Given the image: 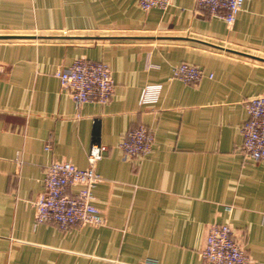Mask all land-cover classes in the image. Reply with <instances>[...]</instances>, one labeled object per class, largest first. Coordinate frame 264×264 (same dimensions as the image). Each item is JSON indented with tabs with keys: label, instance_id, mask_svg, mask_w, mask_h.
<instances>
[{
	"label": "crops",
	"instance_id": "crops-1",
	"mask_svg": "<svg viewBox=\"0 0 264 264\" xmlns=\"http://www.w3.org/2000/svg\"><path fill=\"white\" fill-rule=\"evenodd\" d=\"M0 34L30 36L0 39V264H207L215 222L264 264V161L241 153L245 101L264 94V60L250 56L264 58V0H245L231 25L196 0H0ZM81 56L109 64V102L77 107L61 86L55 71ZM181 62L202 79L169 80ZM148 83L162 92L141 104ZM140 124L153 150L125 158L119 143ZM94 143L105 224H36L45 166L84 168Z\"/></svg>",
	"mask_w": 264,
	"mask_h": 264
},
{
	"label": "built area",
	"instance_id": "built-area-1",
	"mask_svg": "<svg viewBox=\"0 0 264 264\" xmlns=\"http://www.w3.org/2000/svg\"><path fill=\"white\" fill-rule=\"evenodd\" d=\"M199 8L210 15L224 19L229 25L235 22L245 0H196ZM144 10L167 9L174 0H137ZM61 86L67 90L77 107L89 102L107 103L115 92V81L108 63L81 56L67 67L55 71ZM204 71L187 62L175 65L169 80L179 78L187 83L202 79ZM162 83L146 84L140 103L156 102L162 92ZM249 115L242 126L241 153L247 161H264V94L253 95L245 101ZM155 136L146 125L140 124L128 131L120 141L125 158L144 157L154 147ZM50 148L49 145L46 147ZM104 148L94 143L88 152V165L78 167L64 159H54L45 166L44 191L32 202L35 222H51L60 229L84 225L101 226L105 217L95 203L94 188L102 180L97 164ZM200 257L207 264H250L252 257L229 222L212 223L208 227ZM151 263V262H147Z\"/></svg>",
	"mask_w": 264,
	"mask_h": 264
},
{
	"label": "water",
	"instance_id": "water-1",
	"mask_svg": "<svg viewBox=\"0 0 264 264\" xmlns=\"http://www.w3.org/2000/svg\"><path fill=\"white\" fill-rule=\"evenodd\" d=\"M30 37L29 35H18V34H0V39H11V38H28ZM255 58L264 60L263 57L255 56V55H250Z\"/></svg>",
	"mask_w": 264,
	"mask_h": 264
}]
</instances>
